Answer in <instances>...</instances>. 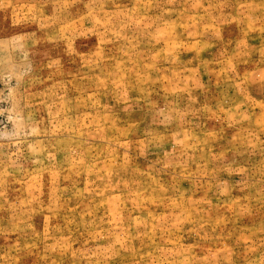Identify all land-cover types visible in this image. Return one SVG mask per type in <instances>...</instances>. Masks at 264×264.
Listing matches in <instances>:
<instances>
[{
    "label": "rangeland",
    "instance_id": "rangeland-1",
    "mask_svg": "<svg viewBox=\"0 0 264 264\" xmlns=\"http://www.w3.org/2000/svg\"><path fill=\"white\" fill-rule=\"evenodd\" d=\"M0 264H264V0H0Z\"/></svg>",
    "mask_w": 264,
    "mask_h": 264
}]
</instances>
